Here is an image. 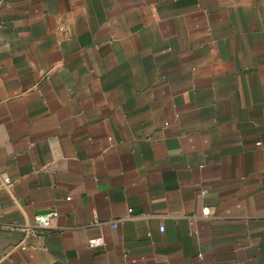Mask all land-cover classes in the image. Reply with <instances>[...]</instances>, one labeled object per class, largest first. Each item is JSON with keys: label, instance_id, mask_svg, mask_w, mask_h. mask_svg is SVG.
<instances>
[{"label": "crops", "instance_id": "1", "mask_svg": "<svg viewBox=\"0 0 264 264\" xmlns=\"http://www.w3.org/2000/svg\"><path fill=\"white\" fill-rule=\"evenodd\" d=\"M3 173L0 264H264V0H0Z\"/></svg>", "mask_w": 264, "mask_h": 264}, {"label": "built area", "instance_id": "2", "mask_svg": "<svg viewBox=\"0 0 264 264\" xmlns=\"http://www.w3.org/2000/svg\"><path fill=\"white\" fill-rule=\"evenodd\" d=\"M259 143V142H258ZM12 180L9 176L6 174H0V189L10 186ZM66 199H69L68 197ZM131 210H129L130 212ZM202 216H208L210 214V208L209 207H203L201 210ZM55 216V212H43L40 214H37L34 216V224L36 227L41 229H48L52 227V218ZM119 221V220H116ZM116 221L111 223V226L116 225ZM160 231L163 230V227L159 228ZM102 243L101 238H93L88 240V246L92 247L95 245H99Z\"/></svg>", "mask_w": 264, "mask_h": 264}, {"label": "water", "instance_id": "3", "mask_svg": "<svg viewBox=\"0 0 264 264\" xmlns=\"http://www.w3.org/2000/svg\"><path fill=\"white\" fill-rule=\"evenodd\" d=\"M23 237L24 232L20 230H14L12 232L0 231V252H2L6 246L18 244Z\"/></svg>", "mask_w": 264, "mask_h": 264}]
</instances>
